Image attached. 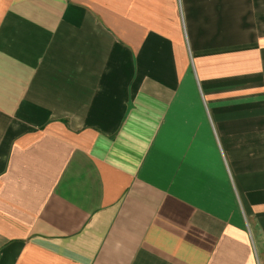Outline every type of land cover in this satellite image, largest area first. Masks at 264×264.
Wrapping results in <instances>:
<instances>
[{"label":"crops","instance_id":"0c3cea01","mask_svg":"<svg viewBox=\"0 0 264 264\" xmlns=\"http://www.w3.org/2000/svg\"><path fill=\"white\" fill-rule=\"evenodd\" d=\"M0 264H264V0H0Z\"/></svg>","mask_w":264,"mask_h":264}]
</instances>
